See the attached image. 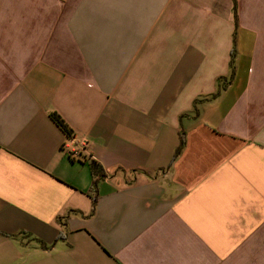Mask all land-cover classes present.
Segmentation results:
<instances>
[{
  "label": "crops",
  "instance_id": "crops-1",
  "mask_svg": "<svg viewBox=\"0 0 264 264\" xmlns=\"http://www.w3.org/2000/svg\"><path fill=\"white\" fill-rule=\"evenodd\" d=\"M233 7L0 0V264H264V0Z\"/></svg>",
  "mask_w": 264,
  "mask_h": 264
},
{
  "label": "trees",
  "instance_id": "trees-1",
  "mask_svg": "<svg viewBox=\"0 0 264 264\" xmlns=\"http://www.w3.org/2000/svg\"><path fill=\"white\" fill-rule=\"evenodd\" d=\"M234 9L236 8V0H233ZM235 20L237 21V15L234 16ZM230 65H233V53L231 54V60ZM51 117L54 120V122L61 128V130L68 136L71 137L73 134L72 128L69 126V124L65 121V119L57 112H52ZM185 146V138L184 135L180 134V142L178 147L175 150L174 157H177L182 149ZM91 173L93 175V186L96 187L97 183L100 179L106 177V172L102 165L97 162L96 160L90 159L89 161Z\"/></svg>",
  "mask_w": 264,
  "mask_h": 264
},
{
  "label": "built area",
  "instance_id": "built-area-1",
  "mask_svg": "<svg viewBox=\"0 0 264 264\" xmlns=\"http://www.w3.org/2000/svg\"><path fill=\"white\" fill-rule=\"evenodd\" d=\"M70 142L73 144L74 142H73V139L72 138H69V140L68 141H65L64 143H63V149H68V150H70L71 148H70V146H71V144H70ZM78 144L80 145V147H83V146H86L87 145V140L86 139H82L81 141H79L78 142ZM77 146V145H76ZM74 151H77V149H73Z\"/></svg>",
  "mask_w": 264,
  "mask_h": 264
}]
</instances>
